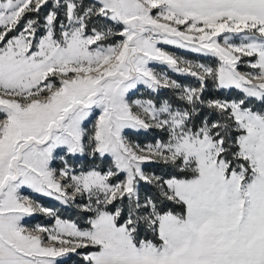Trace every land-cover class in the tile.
Instances as JSON below:
<instances>
[{
  "label": "rangeland",
  "instance_id": "374dc122",
  "mask_svg": "<svg viewBox=\"0 0 264 264\" xmlns=\"http://www.w3.org/2000/svg\"><path fill=\"white\" fill-rule=\"evenodd\" d=\"M206 81L242 95L206 102L229 112L249 170L164 98L193 111ZM2 138L0 216L33 247L9 264H264V0H0ZM153 161L195 174L162 182ZM138 179L185 206L158 216L160 244L100 208Z\"/></svg>",
  "mask_w": 264,
  "mask_h": 264
},
{
  "label": "trees",
  "instance_id": "16d2710c",
  "mask_svg": "<svg viewBox=\"0 0 264 264\" xmlns=\"http://www.w3.org/2000/svg\"><path fill=\"white\" fill-rule=\"evenodd\" d=\"M47 9V8H45ZM48 10V9H47ZM47 12V11H46ZM44 13V11H43ZM43 13L41 10L34 11L31 13L32 18L42 19ZM58 14V13H57ZM57 27V23L54 24ZM57 29V28H56ZM56 31V30H55ZM16 31L11 30L7 33L6 36H12ZM164 98L169 101V103L178 106L180 108H185L187 111L192 113L190 119V124L194 129L198 128L202 123L212 125V132L216 134L215 137L222 138V144L224 150L221 154H224L226 159L230 161V167L234 166L237 168L239 166H245L249 170L248 160L240 155H237L238 145H237V136L240 133L235 127V123L230 116L228 111L218 109L212 105H208L206 102L207 99H225L229 100L232 98H242L240 92L235 89H219L215 85L213 88L207 81L197 98V105L195 110H190L186 102L181 101L176 96L170 94L164 95ZM240 99V100H241ZM248 101V100H247ZM247 101L245 104L250 105ZM253 104V102H252ZM251 104V105H252ZM254 107L258 104H253ZM136 139L141 141H146L143 137L139 139L134 136ZM150 141V140H148ZM191 166L194 167V163L191 162ZM145 170L147 172L153 173L155 176H159L161 181L171 178H189L193 177L195 172L194 170H189L181 167V164L177 166L175 162L166 161H153L145 164ZM137 197L133 196H123L115 198L111 204L100 207L106 208L109 211L119 210L121 213L118 217V223H128V227L132 231V238L135 244H140L141 242H152L154 244H160L161 240L157 233V222L158 216L166 212H175L183 215L185 213V206L182 202H178L174 199L166 197L161 188H159L155 183L137 180ZM151 204H148V200ZM146 203L145 205H143ZM106 205V204H105ZM88 214L85 211L71 212L70 210L65 213H61V216L65 218L75 219L77 223L82 225V222L79 219L80 215Z\"/></svg>",
  "mask_w": 264,
  "mask_h": 264
},
{
  "label": "crops",
  "instance_id": "0c3cea01",
  "mask_svg": "<svg viewBox=\"0 0 264 264\" xmlns=\"http://www.w3.org/2000/svg\"><path fill=\"white\" fill-rule=\"evenodd\" d=\"M122 0H118L120 2ZM4 141L2 138L0 144ZM1 146V145H0ZM12 149V148H11ZM4 154L5 159L0 160V188L5 180L11 150L4 149L0 155ZM18 223L9 216H0V263L9 264L14 262L15 258L21 256V252L33 251L31 244L27 242L25 236H19ZM26 250V251H25Z\"/></svg>",
  "mask_w": 264,
  "mask_h": 264
},
{
  "label": "water",
  "instance_id": "95a60500",
  "mask_svg": "<svg viewBox=\"0 0 264 264\" xmlns=\"http://www.w3.org/2000/svg\"><path fill=\"white\" fill-rule=\"evenodd\" d=\"M142 51L138 49L135 45H131L128 47V51L125 57V64L128 65V71L130 76H134L136 74V67L134 63V59L138 54H141Z\"/></svg>",
  "mask_w": 264,
  "mask_h": 264
},
{
  "label": "built area",
  "instance_id": "2783aa9c",
  "mask_svg": "<svg viewBox=\"0 0 264 264\" xmlns=\"http://www.w3.org/2000/svg\"><path fill=\"white\" fill-rule=\"evenodd\" d=\"M152 37H153V35H152Z\"/></svg>",
  "mask_w": 264,
  "mask_h": 264
}]
</instances>
